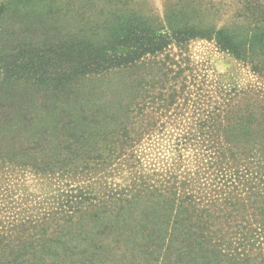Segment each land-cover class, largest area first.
<instances>
[{"label": "trees", "instance_id": "trees-1", "mask_svg": "<svg viewBox=\"0 0 264 264\" xmlns=\"http://www.w3.org/2000/svg\"><path fill=\"white\" fill-rule=\"evenodd\" d=\"M133 1L0 2L1 152L40 153L32 165L41 172L52 173L65 161L57 153L71 147L85 157L77 170L107 174L114 161L121 166L116 155L134 148L137 135L132 124L151 64L145 61L171 45L213 41L264 82V0H184L197 14L172 32H156L129 13ZM57 14L59 21L43 25L13 21ZM51 27L63 40H50ZM39 30L47 38L38 48L28 38ZM172 68L158 60V112L178 94H191L185 83L178 93ZM199 77L193 73L190 84L203 91ZM13 84L23 87L9 89ZM245 96L220 95L214 110L198 96L186 133L200 151L201 173L225 187L221 204L202 196L201 179L192 177H169L158 189L143 183L136 194L89 193L80 217L61 218L50 229L37 225L15 242L3 238L0 264H264L255 254L264 245V91Z\"/></svg>", "mask_w": 264, "mask_h": 264}, {"label": "rangeland", "instance_id": "rangeland-1", "mask_svg": "<svg viewBox=\"0 0 264 264\" xmlns=\"http://www.w3.org/2000/svg\"><path fill=\"white\" fill-rule=\"evenodd\" d=\"M183 1L135 0L129 4L128 12L145 17L149 20L150 28L156 32H162L160 29L163 27L172 32L189 21L193 14H197L195 12L197 6L191 11L192 8L189 6L185 8ZM220 1L222 0H216ZM59 16L61 15L57 14L55 17L33 15L26 17V20L14 16L13 21L16 23L31 21L43 25L51 20L59 21ZM23 29L21 26L18 31ZM55 29L57 28H49L52 35L48 37L58 43L63 38ZM40 31L28 38L31 40L29 43L38 48L44 46L43 40L47 38H42ZM158 60H167V64H172V69L178 75L173 73L169 78L179 76L178 93L183 83L186 84L187 90L191 91V94H178L175 102L172 105L168 103L161 112H158V99H153L158 98ZM145 62L151 64L144 67L147 71L145 70L144 90H140L142 98L138 101L141 104L140 115L133 121L135 124H132L136 127L137 135H132V140L135 141L132 144L134 148L116 155L121 156L119 160L121 166L114 161L107 174L77 170L78 167L74 164L79 165L78 161L85 157L75 153L71 147L72 150L57 153V157L65 158L60 166H56L58 168L53 169L52 173L41 172L32 163L42 154H27L17 148L7 152L0 151V242L3 238H10L8 241L15 242L18 237L23 236L24 231L27 235L31 234L32 228L37 225L47 224L50 229L61 223L59 220L61 218L80 217L79 208L82 206L79 203L82 202L83 195L93 193L103 196L109 194L111 190L125 192L127 195L136 194L141 184L148 185L149 189H158L162 181L169 177L176 178L178 182L185 181L186 177L199 178L202 189L205 190H198L200 185L195 184L196 193L200 191L208 200L214 199L219 204L223 202L225 187L222 186L221 190L215 176L201 173L203 159L195 146L196 141L186 139L188 125L195 118L194 101L198 100L199 96L207 103L205 105H210L206 106L207 109L214 110V103L221 101L218 96L238 95V99L243 101L250 98L245 94L264 91V82L252 73L249 66L229 52L220 50L215 42L208 40L197 39L184 48L171 45L162 54ZM193 73L200 75L199 81L206 82L207 86L203 91H198L195 85L190 84L194 80ZM18 87L23 86L13 84L9 89L18 90ZM254 99L261 101L258 98ZM51 155L53 156V153ZM45 156H49V153L46 152ZM213 179L217 182H213ZM139 205L146 208L149 202L143 199ZM53 241L54 239L49 238L46 242ZM256 248L258 250L255 254L264 258V245L257 244ZM50 261L46 259L44 263H41V260L38 262L50 264Z\"/></svg>", "mask_w": 264, "mask_h": 264}]
</instances>
